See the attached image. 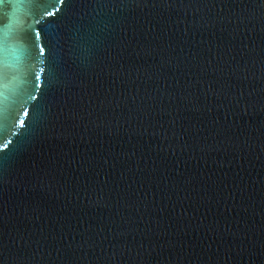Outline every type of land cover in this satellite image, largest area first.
<instances>
[{
	"label": "water",
	"instance_id": "1",
	"mask_svg": "<svg viewBox=\"0 0 264 264\" xmlns=\"http://www.w3.org/2000/svg\"><path fill=\"white\" fill-rule=\"evenodd\" d=\"M0 264H264V0H0Z\"/></svg>",
	"mask_w": 264,
	"mask_h": 264
}]
</instances>
